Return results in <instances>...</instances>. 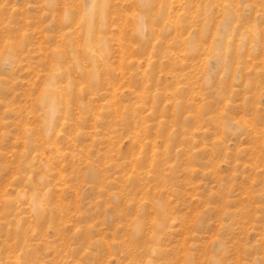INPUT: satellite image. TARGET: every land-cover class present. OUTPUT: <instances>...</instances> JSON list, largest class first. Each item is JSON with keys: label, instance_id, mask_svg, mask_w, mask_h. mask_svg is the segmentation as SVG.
Returning <instances> with one entry per match:
<instances>
[{"label": "rangeland", "instance_id": "374dc122", "mask_svg": "<svg viewBox=\"0 0 264 264\" xmlns=\"http://www.w3.org/2000/svg\"><path fill=\"white\" fill-rule=\"evenodd\" d=\"M0 264H264V0H0Z\"/></svg>", "mask_w": 264, "mask_h": 264}, {"label": "bare ground", "instance_id": "6f19581e", "mask_svg": "<svg viewBox=\"0 0 264 264\" xmlns=\"http://www.w3.org/2000/svg\"><path fill=\"white\" fill-rule=\"evenodd\" d=\"M54 112V110H52V112L51 113H53Z\"/></svg>", "mask_w": 264, "mask_h": 264}]
</instances>
